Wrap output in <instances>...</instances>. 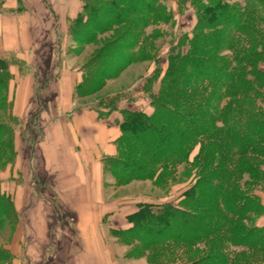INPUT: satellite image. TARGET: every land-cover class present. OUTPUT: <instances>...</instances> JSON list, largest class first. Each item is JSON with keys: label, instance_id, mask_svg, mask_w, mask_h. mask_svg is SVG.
<instances>
[{"label": "rangeland", "instance_id": "1", "mask_svg": "<svg viewBox=\"0 0 264 264\" xmlns=\"http://www.w3.org/2000/svg\"><path fill=\"white\" fill-rule=\"evenodd\" d=\"M70 1L56 0L60 8L61 23L58 25L50 20L47 1L41 0L44 15H42L43 18H38L34 27V35L38 41L34 43L32 50L25 54L0 52V59L7 65L5 76L0 83V124L8 127L7 131L0 132V191L3 194L5 192L2 191L1 178H6L7 181L17 178L18 180L19 178L28 179L25 164L21 169L23 171L21 176L19 173L11 172L15 165L16 144L23 140L28 146V143L33 146L38 141V135L35 136L31 128L34 124V115L39 110L34 99L38 96L43 104L42 92H45V84L56 76L61 78L72 74L74 77L78 74L73 89L74 98L81 104L97 108L99 117L123 125L124 118H127L130 112L138 111L146 116L152 114L153 96L158 94L170 65L168 56L177 53L184 55L189 46L188 41L193 40L200 31L205 37L210 38V41H208L209 46L205 47L207 44L199 40V46L216 56L215 58L223 57L228 62L229 68L234 69V73L242 69L246 81L252 88L256 87V82L252 75L253 68L248 61L252 60L255 68L264 72V63L259 58L255 59L260 53L259 57L264 60V0H221L235 10L242 9V13L247 12L249 17L243 21V24L249 25L250 30L246 28L236 30L235 27L222 24L213 26L212 29H204V27L202 29L201 23L199 24L200 8L193 0H153L148 2L150 9H147L142 17H133V19L126 17L121 24L95 34L91 42H88V39L93 35L92 31L83 32L76 25H74L75 30L74 26L72 27L78 15L73 19L65 16V8ZM80 1L84 13V0ZM213 1L216 0H199L206 7L211 6ZM88 2L91 7L96 0H88ZM102 4L103 2L97 5L102 6ZM85 13L87 16L90 14L86 10ZM101 17L108 20L104 15ZM96 25L98 26L99 23ZM55 28L57 32H54ZM56 35L61 42L59 46L55 41ZM119 38H122V42L115 45L111 43ZM222 40L225 42H221ZM109 45L111 47L104 51ZM99 55L101 59L98 60ZM121 56L127 57L126 62H113ZM59 62H61V72L58 70ZM104 62L106 65L110 64V70L115 72V77L102 78L98 84L89 80L88 75L96 74ZM122 65L125 67L120 72ZM152 73L156 75V79L149 81V85L143 88L145 78ZM23 82L26 84L25 89L29 85L30 91L27 97L25 95V102L16 108L17 88ZM257 87L261 95L256 98L255 108L257 114H260V111H264V86L259 87L257 84ZM225 92L220 111L225 109L226 105L235 104L233 96L228 93L229 90H223L222 93ZM219 120L214 128L218 134L221 132L222 136L201 137L200 143L191 146L183 159L172 161L174 164L170 162L167 165L166 175L162 177L164 183L159 180H134L125 185H119L112 175L105 171V194L114 196L118 208L131 207V213L126 216L128 217L126 222L130 223L129 218L145 204L168 203L181 207L182 199L187 191H191L198 182L197 176L193 174L194 171H188V165L199 157L202 145H206L209 140L215 145H223L229 151L230 156L225 161L221 159V163H228V167L233 163L238 154L223 134L227 125L223 120ZM258 148L264 154V146L260 145ZM248 155L245 157L248 158V162L257 168V172L264 174V156ZM235 185L242 195L246 192L245 194L252 197L254 202L255 210L245 215L242 225L247 229L263 227L264 180L256 182L244 175ZM215 186L212 184L213 189ZM120 232L122 231H113L112 236L117 244L125 247L123 255L127 260L136 261L144 257L146 264H191L198 260H203L205 263L206 256L209 255L203 248L204 243L192 245L171 243L165 245L164 243L146 251L130 236L117 237ZM8 237L9 230L0 228V244L6 243ZM215 245L221 249L218 254L226 261V264H264V253H254L243 246H232L221 239H217Z\"/></svg>", "mask_w": 264, "mask_h": 264}, {"label": "trees", "instance_id": "2", "mask_svg": "<svg viewBox=\"0 0 264 264\" xmlns=\"http://www.w3.org/2000/svg\"><path fill=\"white\" fill-rule=\"evenodd\" d=\"M149 1L153 0H96L90 7L88 0H84V8L90 14L87 16L85 10L84 13L82 10L72 27L76 25L83 32L92 31L93 35L88 39L91 42L95 34L121 24L126 17H142L150 9ZM101 2L103 4L99 6ZM193 2L200 8L199 24L202 29H212L222 24L235 27L236 30H250L249 25L243 24L249 16L247 12L242 13V9L235 10L221 0L213 1L207 7L199 0ZM103 15L108 20L103 19ZM121 39L111 43L118 44L122 42ZM199 40L207 44L205 47L209 46L210 38L200 31L193 40L188 41L189 46L184 55L177 53L168 56L170 65L158 94L153 96L152 114L146 116L133 111L124 118L123 125L117 122L120 130L116 141L117 154L105 159L104 169L119 185L134 180H159L164 183L162 177L166 175L170 162L174 164L172 161L183 159L191 146L200 143L201 137L222 136L214 125L219 119L223 120L227 125L223 134L238 154L229 166L231 169L228 163H221V159L225 161L230 156L227 148L209 140L206 145H202L199 157L188 165V171H194L198 182L191 191H187L181 207L168 203L142 205L129 218L131 228L118 233L117 237L130 236L146 251L164 243H204L203 248L209 254L205 263L198 260L191 264H226L218 254L221 249L215 245L217 239L226 240L232 246H243L254 253H264V226L247 229L242 225L245 215L255 210L253 199L246 192L242 195L235 185L244 175L252 181L264 180V174L257 172V168L245 158L248 154L264 156L258 148L264 146V111L257 114L255 108L256 98L261 95L257 91V84L259 87L264 86V72L257 70L251 59L248 61L256 82V87L252 88L242 69L234 73V69L229 68L223 57L215 58L203 50ZM110 47H104V51ZM259 54L255 59L259 58L264 63ZM126 58L121 56L111 61L122 63L126 62ZM97 59H101V55ZM235 60L238 62L236 56ZM100 66L96 74L88 75L89 80L98 84L102 78L115 77L110 64L104 62ZM122 66L120 72L125 67ZM6 68V63L0 59V83ZM155 77L153 73L147 76L143 88ZM223 90H229L235 104L226 105L220 111L226 94L222 93ZM7 128V125L0 124L1 133L7 131ZM212 184L216 185L215 189ZM0 207V228L9 230L8 241L0 244V264H8L10 256L4 247L12 238L18 217L11 199L1 191Z\"/></svg>", "mask_w": 264, "mask_h": 264}, {"label": "crops", "instance_id": "3", "mask_svg": "<svg viewBox=\"0 0 264 264\" xmlns=\"http://www.w3.org/2000/svg\"><path fill=\"white\" fill-rule=\"evenodd\" d=\"M46 1L51 22L60 25L56 0ZM40 2L0 0L1 53L32 50L38 41L34 27L44 15ZM65 10L73 19L82 2L71 0ZM55 41L59 46L58 35ZM77 79L78 74H67L45 84L43 104L38 96L34 99L39 110L31 128L38 141L33 146L23 140L16 144L11 170L21 176L25 164L28 179L1 178L2 191L18 217L4 247L8 264H146L144 257L125 259V247L112 236L113 231L131 228L126 222L131 207L118 208L114 196L105 194L104 162L117 154L119 127L74 98ZM25 87L23 82L17 88L16 108L28 96L29 85Z\"/></svg>", "mask_w": 264, "mask_h": 264}]
</instances>
